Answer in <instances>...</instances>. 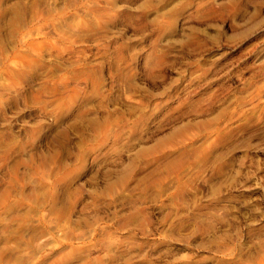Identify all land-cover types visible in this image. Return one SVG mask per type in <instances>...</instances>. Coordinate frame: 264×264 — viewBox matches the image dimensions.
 Here are the masks:
<instances>
[{
	"label": "rangeland",
	"instance_id": "1",
	"mask_svg": "<svg viewBox=\"0 0 264 264\" xmlns=\"http://www.w3.org/2000/svg\"><path fill=\"white\" fill-rule=\"evenodd\" d=\"M0 264H264V0H0Z\"/></svg>",
	"mask_w": 264,
	"mask_h": 264
}]
</instances>
